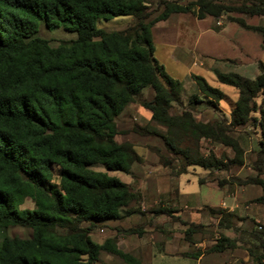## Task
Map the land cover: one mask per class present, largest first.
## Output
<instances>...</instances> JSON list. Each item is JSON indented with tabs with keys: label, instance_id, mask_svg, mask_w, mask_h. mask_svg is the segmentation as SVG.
I'll use <instances>...</instances> for the list:
<instances>
[{
	"label": "trees",
	"instance_id": "trees-1",
	"mask_svg": "<svg viewBox=\"0 0 264 264\" xmlns=\"http://www.w3.org/2000/svg\"><path fill=\"white\" fill-rule=\"evenodd\" d=\"M223 8L230 6L199 0L197 15L217 16ZM236 8L264 14V0ZM187 9L165 1L156 20ZM147 14L146 0H0V264H91L102 250L126 264H141L112 238L96 242L90 237L88 229L95 222L119 218L134 193L117 176L89 165L100 162L109 170L130 173L131 161L138 155L129 142L114 139L115 116L145 86L152 88L153 97L142 99L141 105L167 127L170 134L161 135L167 148L179 152L188 164L204 168L243 163L242 147L226 124L197 120L188 109L170 112L181 83L153 54L150 23L143 21ZM115 15H133L136 25L110 31L95 25L97 18ZM37 20L48 28L65 22L75 37L52 46L36 34ZM254 28L262 32L264 42V24ZM258 69L252 78L235 71H216L215 77L238 89L233 123H247L252 111L260 115L261 140L253 160L260 170L264 168V105L258 106L255 96L264 95L263 62H258ZM191 78L203 94L223 96L201 74L192 73ZM181 136L216 140L228 145L233 156L217 157L212 152L205 156L178 147L176 139ZM53 165L58 166L59 182L53 181ZM245 180L264 189L258 177ZM26 197L32 208L20 207ZM257 200L264 205V196ZM209 208L233 214L221 207ZM81 220L88 226H80ZM11 225L28 227L31 233L8 235ZM196 226L188 224L185 237ZM250 235L260 247L252 264H264V227ZM233 244L222 236L209 249L220 252ZM248 253L254 255L251 249Z\"/></svg>",
	"mask_w": 264,
	"mask_h": 264
},
{
	"label": "rangeland",
	"instance_id": "rangeland-1",
	"mask_svg": "<svg viewBox=\"0 0 264 264\" xmlns=\"http://www.w3.org/2000/svg\"><path fill=\"white\" fill-rule=\"evenodd\" d=\"M165 1L188 9L156 20ZM207 1L230 8H223L217 16L205 12L199 17V0H146L148 14L143 21L150 23L155 58L181 83L170 112L188 109L197 120L226 124L228 132L242 147L243 163L204 168L188 164L179 152L167 148L161 137L170 134L167 127L152 119L150 110L141 105L142 99L153 97L152 88L145 86L115 116L114 139L119 143L129 142L138 155L137 160L131 161L130 174L109 170L100 162L89 165L92 170L106 171L121 180L130 179L129 187L134 193L128 205L121 209L122 219L95 222L88 229L90 237L96 242L112 238L120 250L136 256L141 264H252L255 254L260 252L259 242L250 232L262 231L264 227V205L257 200L264 196V189L258 182L245 180L255 176L264 181V168L258 170L253 165L261 140L260 115L252 111L247 123H233L238 89L219 82L215 73L235 71L252 78L259 72L258 62L264 63V42L262 32L254 26L264 24V14H249L236 8L257 0ZM237 19L250 26H242ZM136 22L133 15H115L97 18L95 25L110 31L135 26ZM68 26L61 22L58 27L48 28L37 20L36 34L56 46L75 37ZM192 73L201 74L223 96L214 98L200 92ZM255 101L263 106L264 95L258 93ZM144 127L154 133L144 131ZM176 143L205 156L211 152L217 157L233 156L228 145L209 138L181 136ZM58 172V166L53 165L55 182H59ZM20 207L32 208L33 202L26 197ZM209 207H221L233 214L213 212ZM162 209L170 211L165 213ZM88 223L81 220L79 225L84 227ZM190 223L197 226L185 237L184 231ZM56 230L62 232L64 228L56 227ZM6 232L26 237L31 230L11 225ZM222 236L234 244L220 252L211 251L209 247ZM172 250L180 252H169ZM192 253L194 256H190ZM106 263L126 264L118 255L105 250L91 264Z\"/></svg>",
	"mask_w": 264,
	"mask_h": 264
},
{
	"label": "crops",
	"instance_id": "crops-1",
	"mask_svg": "<svg viewBox=\"0 0 264 264\" xmlns=\"http://www.w3.org/2000/svg\"><path fill=\"white\" fill-rule=\"evenodd\" d=\"M130 172H131V169H130ZM128 174H130V173H128ZM123 181H124V180H123ZM124 182H126L127 184H130L132 181L129 179V180H126V181H124ZM224 203H226V202L224 201ZM230 208H231V207H230ZM120 218L122 219V217H119V219H120ZM116 222H118V221H116ZM167 241H168V240H167ZM166 243H169V241L166 242ZM176 251H177V252H180V250H172V251H169V252H174V253H175ZM177 255H178V254H177ZM200 257H201V255H199L197 258L200 259Z\"/></svg>",
	"mask_w": 264,
	"mask_h": 264
}]
</instances>
